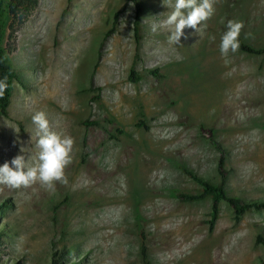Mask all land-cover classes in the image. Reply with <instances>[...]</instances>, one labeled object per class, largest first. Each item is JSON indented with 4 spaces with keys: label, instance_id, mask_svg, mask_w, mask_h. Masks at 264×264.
I'll use <instances>...</instances> for the list:
<instances>
[{
    "label": "rangeland",
    "instance_id": "rangeland-1",
    "mask_svg": "<svg viewBox=\"0 0 264 264\" xmlns=\"http://www.w3.org/2000/svg\"><path fill=\"white\" fill-rule=\"evenodd\" d=\"M36 1L7 38L9 0H0L2 45L18 77L7 117L0 116V166L18 154L36 157L37 111L75 143L68 183L56 182L55 191L39 182L0 185V264L264 260V245L255 242L264 237V210L247 208L234 222L220 201L209 230L208 198L174 197L199 191L183 168L221 182L214 143L223 154L225 194L264 200V125L254 121L264 119V91L250 93L256 80L264 83L257 76L264 52L224 57L219 47L227 21L237 20L244 25L239 41L264 48V0H215L207 28H185L176 45L167 28L152 30L166 19L163 0ZM130 70L138 80L128 79ZM244 84L258 100L230 99L229 87ZM218 90L223 99H215Z\"/></svg>",
    "mask_w": 264,
    "mask_h": 264
},
{
    "label": "clouds",
    "instance_id": "clouds-1",
    "mask_svg": "<svg viewBox=\"0 0 264 264\" xmlns=\"http://www.w3.org/2000/svg\"><path fill=\"white\" fill-rule=\"evenodd\" d=\"M163 4L168 9L163 14L166 19L155 24L152 30L155 32L159 28H167L168 43L172 45L179 44L185 28L202 33L207 28V21L215 13V0H163ZM243 27L242 21H227L219 46L222 56L227 57L230 51L235 53L239 50ZM8 87V76L5 75L0 78V98H3ZM31 120L37 130L38 153L35 158L18 154L0 166V185L20 189L39 182L47 190L55 191L56 182L68 183L65 169L72 162L75 141L71 136L53 130L43 111L35 112ZM24 152L25 148L22 147L20 153Z\"/></svg>",
    "mask_w": 264,
    "mask_h": 264
},
{
    "label": "trees",
    "instance_id": "trees-1",
    "mask_svg": "<svg viewBox=\"0 0 264 264\" xmlns=\"http://www.w3.org/2000/svg\"><path fill=\"white\" fill-rule=\"evenodd\" d=\"M36 2H37L36 0H9L8 13L11 20L9 24L6 26L9 31L8 35L6 36L7 38H9V35L11 34L13 25L14 24L19 25L22 22L23 18L27 16L30 10L36 5ZM135 7L136 10L132 24V32L134 39L137 40V33H138L137 16L139 14V7L138 5H135ZM6 27L4 26L3 20L0 18V78H3L5 75H7L8 84H9V87L5 92V95L3 96V98H0V116L5 118L7 117L6 109L9 105L12 83L13 81H18V77L16 75L15 69L8 59V52H9V49H7L8 43L2 45V40L4 38ZM239 50L249 54H260L264 52V48L261 50H253L252 48L242 44L241 42H240ZM128 79L130 81H136L138 80V76L132 70H130ZM213 146L217 149L218 152H220L217 162V172L220 175L221 182H219L218 184H213L206 179L195 176L194 174L190 173L189 171L183 168L182 169L183 173L187 175L191 180L196 182V184L199 185V191L195 194L179 193L174 195V197L181 202H195L203 198H208L210 200L208 221H207L209 230H211L213 222L216 219V215L218 211V203L220 201L226 202V204L231 208L233 214L232 219L234 222H237L239 220V217L243 214V212L247 208L264 210V200L244 203L235 197H230L225 194L222 188V180L224 178V174L221 171V167L223 164V154L217 145L213 143ZM255 242L264 245V237L261 235H257L255 238ZM140 256L141 259L145 262L146 255L143 245H140ZM58 259L59 257L56 258V260L52 259L50 261V264H57ZM258 264H264V260H261Z\"/></svg>",
    "mask_w": 264,
    "mask_h": 264
},
{
    "label": "crops",
    "instance_id": "crops-1",
    "mask_svg": "<svg viewBox=\"0 0 264 264\" xmlns=\"http://www.w3.org/2000/svg\"><path fill=\"white\" fill-rule=\"evenodd\" d=\"M77 68H79V66ZM257 76L258 77H264V65H262L261 72L257 73ZM262 80L263 79H261V81L256 80L253 87H250L251 88L250 93L256 92L257 94H260V95L262 94V92L264 91V83ZM239 86L240 85H233V86L229 87L228 95L231 97L230 99L236 100V98H237L241 101L258 100L252 94H251V96H253V97H249V95L247 93V84L242 85V87H240V88H239ZM215 95H216L215 99L220 100L219 98L223 99L224 93L222 90H218V92ZM232 96H234V98ZM255 96H256V94H255ZM261 99H263V98H261ZM254 121L256 122V126L259 128H261V126L264 125L263 124L264 119L262 116H256Z\"/></svg>",
    "mask_w": 264,
    "mask_h": 264
}]
</instances>
